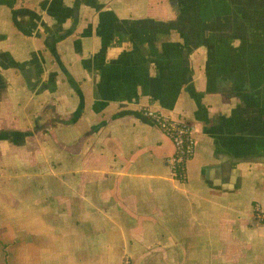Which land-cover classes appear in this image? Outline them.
<instances>
[{"label":"crops","instance_id":"obj_1","mask_svg":"<svg viewBox=\"0 0 264 264\" xmlns=\"http://www.w3.org/2000/svg\"><path fill=\"white\" fill-rule=\"evenodd\" d=\"M259 212L264 0H0V264H264Z\"/></svg>","mask_w":264,"mask_h":264},{"label":"built area","instance_id":"obj_2","mask_svg":"<svg viewBox=\"0 0 264 264\" xmlns=\"http://www.w3.org/2000/svg\"><path fill=\"white\" fill-rule=\"evenodd\" d=\"M142 114L155 123L172 141L174 152L168 159L170 174L179 181L186 178V164L194 151L193 127L182 118H172L167 114L150 108L143 109ZM264 223V213L259 212ZM123 264H129L124 261Z\"/></svg>","mask_w":264,"mask_h":264}]
</instances>
